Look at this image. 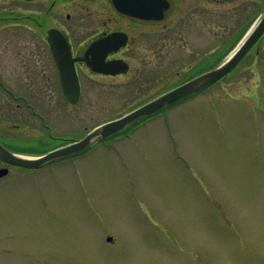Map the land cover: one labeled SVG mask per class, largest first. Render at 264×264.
Masks as SVG:
<instances>
[{"label":"rangeland","instance_id":"374dc122","mask_svg":"<svg viewBox=\"0 0 264 264\" xmlns=\"http://www.w3.org/2000/svg\"><path fill=\"white\" fill-rule=\"evenodd\" d=\"M33 6L0 0V72L17 65L5 51L9 33L31 28L14 18ZM249 10L252 18L259 9ZM217 19L221 59L249 30H237L227 7ZM232 31L235 42L225 43ZM184 66L169 65L170 85ZM89 91L69 109L43 105L64 140L47 137L35 117L17 119L0 96V143L43 155L122 117L141 97L120 85ZM18 123L29 128L8 126ZM0 264H264V38L211 90L87 153L37 170L11 166L0 178Z\"/></svg>","mask_w":264,"mask_h":264},{"label":"flooded vegetation","instance_id":"af4514ba","mask_svg":"<svg viewBox=\"0 0 264 264\" xmlns=\"http://www.w3.org/2000/svg\"><path fill=\"white\" fill-rule=\"evenodd\" d=\"M19 2L34 6L26 17L14 19L32 21L33 25L29 29L26 24L20 25L14 31L20 33L17 40L11 36L14 32L9 33L13 42L5 51L16 59L17 65L10 71L0 72V96L6 105L11 103L17 119L37 118L47 137L55 139L62 137L52 134L46 116L41 113L44 106L51 110L59 105L69 109L78 106L89 89L103 92L106 87L120 85L130 94L141 96L133 105L134 110L215 68L230 54L231 51L220 59L219 50L224 45H218L220 6L227 7L239 22L237 30L241 31L245 28L248 31L264 13V0ZM250 8L259 9L252 18L248 16ZM204 32L210 37L205 49L202 46ZM244 34L234 43L235 47ZM235 36L232 31L225 43L235 42ZM180 62L185 64L184 74L176 72L173 78L179 81L170 85L166 70L169 65ZM2 76L5 83L1 81ZM63 77L67 79L66 86ZM76 78L79 98L77 102H71L67 95L76 94ZM27 86L32 91H28ZM212 87L196 92L168 109ZM50 97L55 105L48 103ZM143 120L147 122L142 119L136 123ZM8 126L21 132L29 128L26 123ZM68 143L62 142L58 147Z\"/></svg>","mask_w":264,"mask_h":264},{"label":"water","instance_id":"95a60500","mask_svg":"<svg viewBox=\"0 0 264 264\" xmlns=\"http://www.w3.org/2000/svg\"><path fill=\"white\" fill-rule=\"evenodd\" d=\"M264 35V14L255 28L250 32L247 38L243 41L241 46L229 57L225 62L220 64L217 68L202 74L187 83L163 94L162 96L154 99L153 101L141 106L140 108L128 113L127 115L102 124L89 132L85 137L77 140L71 144L53 150L45 155L39 157H31L22 154H18L8 150L2 144H0V160L13 166L39 169L43 166L58 161L64 158H68L74 155H78L88 150L93 144L99 140L108 139L116 134L125 131L137 121L145 118L152 117L167 106L175 104L182 99L201 91L217 81L226 77L232 70L238 66L248 52L255 46V44ZM67 79L64 77V84L66 85ZM79 92L73 96L67 95L68 99L75 101L78 98ZM8 173V169L0 170V178ZM108 241H112L109 237Z\"/></svg>","mask_w":264,"mask_h":264}]
</instances>
